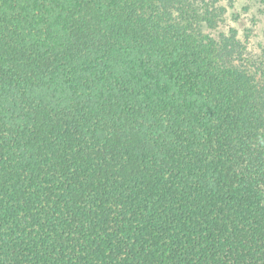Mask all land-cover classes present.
Masks as SVG:
<instances>
[{
  "label": "trees",
  "instance_id": "obj_1",
  "mask_svg": "<svg viewBox=\"0 0 264 264\" xmlns=\"http://www.w3.org/2000/svg\"><path fill=\"white\" fill-rule=\"evenodd\" d=\"M213 2L0 0V264H264V47Z\"/></svg>",
  "mask_w": 264,
  "mask_h": 264
},
{
  "label": "rangeland",
  "instance_id": "obj_2",
  "mask_svg": "<svg viewBox=\"0 0 264 264\" xmlns=\"http://www.w3.org/2000/svg\"><path fill=\"white\" fill-rule=\"evenodd\" d=\"M206 1H214L216 20L204 26V32L215 39H233L240 43L242 62L247 67L255 65L264 47V0Z\"/></svg>",
  "mask_w": 264,
  "mask_h": 264
}]
</instances>
